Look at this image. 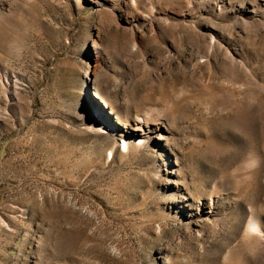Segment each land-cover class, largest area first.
<instances>
[{"label": "rangeland", "instance_id": "obj_1", "mask_svg": "<svg viewBox=\"0 0 264 264\" xmlns=\"http://www.w3.org/2000/svg\"><path fill=\"white\" fill-rule=\"evenodd\" d=\"M0 264H264V0H0Z\"/></svg>", "mask_w": 264, "mask_h": 264}, {"label": "bare ground", "instance_id": "obj_2", "mask_svg": "<svg viewBox=\"0 0 264 264\" xmlns=\"http://www.w3.org/2000/svg\"><path fill=\"white\" fill-rule=\"evenodd\" d=\"M257 224H258V223H257V220H256V218L254 217V215L251 216V217H250V220H249V225H250V226H248V227H250V229H256V228L258 227ZM256 230H257V229H256Z\"/></svg>", "mask_w": 264, "mask_h": 264}, {"label": "water", "instance_id": "obj_3", "mask_svg": "<svg viewBox=\"0 0 264 264\" xmlns=\"http://www.w3.org/2000/svg\"><path fill=\"white\" fill-rule=\"evenodd\" d=\"M97 102V101H96ZM100 107V105H98Z\"/></svg>", "mask_w": 264, "mask_h": 264}]
</instances>
